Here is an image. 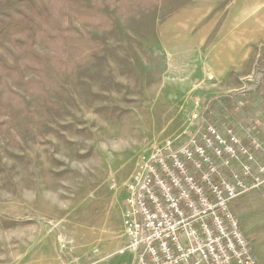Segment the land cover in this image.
Wrapping results in <instances>:
<instances>
[{"label":"rangeland","instance_id":"obj_1","mask_svg":"<svg viewBox=\"0 0 264 264\" xmlns=\"http://www.w3.org/2000/svg\"><path fill=\"white\" fill-rule=\"evenodd\" d=\"M87 1L107 16L74 21L92 57L42 78L29 70L46 88L13 83L16 107L0 105V264H133L124 211L141 156L185 142L213 103L222 123L226 97L258 88L246 125L264 133V0ZM226 114L245 141V121ZM255 195L231 210L264 264V188Z\"/></svg>","mask_w":264,"mask_h":264},{"label":"built area","instance_id":"obj_2","mask_svg":"<svg viewBox=\"0 0 264 264\" xmlns=\"http://www.w3.org/2000/svg\"><path fill=\"white\" fill-rule=\"evenodd\" d=\"M247 136L250 147L203 111L185 142L166 139L141 156L124 211L123 252L133 253V264H261L231 210L264 187V158L257 157L264 146L252 128Z\"/></svg>","mask_w":264,"mask_h":264},{"label":"trees","instance_id":"obj_3","mask_svg":"<svg viewBox=\"0 0 264 264\" xmlns=\"http://www.w3.org/2000/svg\"><path fill=\"white\" fill-rule=\"evenodd\" d=\"M132 1L120 0L124 4ZM18 3L24 4V8H19L17 13L6 12L7 8ZM3 13L5 16L2 17ZM106 18L101 9L87 0H0V105L7 111H12L13 107H16L17 101L10 94V91L13 94L15 92L13 83L25 88H46L43 80L26 78L29 70L37 72L41 77L47 75L55 65L59 64V68H62L60 73H65L67 69L73 70L83 61L91 58L93 42L76 29L74 21L77 19L99 23ZM46 45L62 50L56 53L69 56L58 59L57 56L45 55L39 48ZM3 83L6 84L7 89L2 86ZM260 92L259 88L253 89L240 100L226 97L224 110H222L224 113L220 112L219 116L222 123L217 122L211 113L217 107L213 103L206 110L208 120L221 126L230 120L231 114L228 119H225L226 111L236 112L242 122L252 118L259 110L255 106L260 99ZM239 101L244 102V108L239 106ZM242 114L243 118H241ZM235 119L237 120L238 117ZM229 125L235 126L237 130L236 124ZM190 169L200 180L199 171L191 166ZM240 230L244 234L241 227ZM244 236L246 238L245 234ZM246 240L249 242V239L246 238Z\"/></svg>","mask_w":264,"mask_h":264},{"label":"crops","instance_id":"obj_4","mask_svg":"<svg viewBox=\"0 0 264 264\" xmlns=\"http://www.w3.org/2000/svg\"><path fill=\"white\" fill-rule=\"evenodd\" d=\"M257 105H258V103H256V107H257ZM254 118V116L252 117V118H250V119H248L247 121H245L244 123V125H241V127H246L245 128V131H246V134H247V131H248V129L249 128H252V126H253V124L252 125H246V124H248V123H251L252 122V120L251 119H253ZM257 121V123H258V120H256ZM236 122H238V125L239 124H241V123H243L241 120H239L238 119V121H236ZM236 125H237V123H235ZM260 125H261V128L264 130V119L262 118V121H260V123H259ZM257 132L256 133H254L253 132V134L257 137V138H259V140L263 143V146H264V133H261L262 131L261 130H259L258 128H257V130H256ZM248 140V136L246 137V139H245V142ZM257 157H259V160L260 161H262V159L264 158V152L263 151H258L257 152ZM264 188V187H263ZM262 188V189H263ZM261 190V189H260ZM255 192H258V190H254V191H251V192H249V193H247V194H245V195H243V196H241V197H239V198H237L235 201H233V203H232V205H231V209H233L234 207H235V204H236V202L240 199V198H242V197H245V196H247L248 197V195L249 196H253V195H255ZM256 196V195H255Z\"/></svg>","mask_w":264,"mask_h":264},{"label":"bare ground","instance_id":"obj_5","mask_svg":"<svg viewBox=\"0 0 264 264\" xmlns=\"http://www.w3.org/2000/svg\"><path fill=\"white\" fill-rule=\"evenodd\" d=\"M246 143V142H245ZM260 190V189H259ZM262 264V263H261Z\"/></svg>","mask_w":264,"mask_h":264}]
</instances>
